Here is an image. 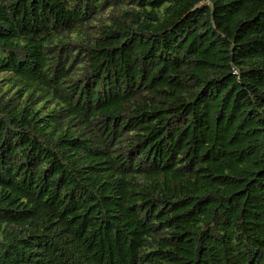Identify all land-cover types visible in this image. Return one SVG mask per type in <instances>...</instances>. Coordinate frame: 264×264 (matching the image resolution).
<instances>
[{
	"label": "trees",
	"instance_id": "obj_1",
	"mask_svg": "<svg viewBox=\"0 0 264 264\" xmlns=\"http://www.w3.org/2000/svg\"><path fill=\"white\" fill-rule=\"evenodd\" d=\"M0 264H264V0H0Z\"/></svg>",
	"mask_w": 264,
	"mask_h": 264
}]
</instances>
